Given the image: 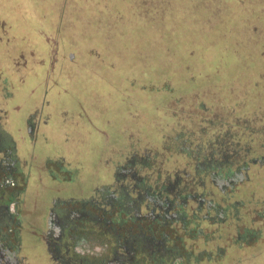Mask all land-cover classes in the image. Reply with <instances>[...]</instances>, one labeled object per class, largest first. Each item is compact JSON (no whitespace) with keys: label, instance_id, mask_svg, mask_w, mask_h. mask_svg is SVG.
<instances>
[{"label":"rangeland","instance_id":"1","mask_svg":"<svg viewBox=\"0 0 264 264\" xmlns=\"http://www.w3.org/2000/svg\"><path fill=\"white\" fill-rule=\"evenodd\" d=\"M188 94L234 116H264V0H0L1 124L28 178L22 209L31 220L39 213L40 227L54 198L90 196L109 182L111 166L124 154L135 153L152 171L169 172L182 165L173 148L191 149L206 133L212 137L203 125L208 119L227 125L220 112L183 110ZM174 116L184 122L178 132L169 128ZM28 123L36 126L30 137ZM58 157L61 162H51ZM51 164L60 169L49 173ZM257 174L254 182L239 186L249 192L242 197L245 205L235 207L240 222L234 223L229 210L228 217L198 219L179 229L173 214L162 216L161 197L152 218L141 198L139 213L146 217L120 214L121 222L109 220L116 208L99 216L85 206L98 221L77 220L74 237L101 252L107 248L109 256L110 229L126 231L133 244L143 236L166 239L157 250L133 246L126 254L130 264H161L164 245L189 258L175 263L173 258L172 264L233 263L264 246V211L255 213L263 206L257 201L263 199L264 171ZM23 240L39 243L37 230ZM42 249L36 263L48 264ZM96 260L86 257L83 264Z\"/></svg>","mask_w":264,"mask_h":264},{"label":"trees","instance_id":"2","mask_svg":"<svg viewBox=\"0 0 264 264\" xmlns=\"http://www.w3.org/2000/svg\"><path fill=\"white\" fill-rule=\"evenodd\" d=\"M182 104L183 106H181ZM182 104L181 102H177V106L180 105L183 110L196 107L203 111L204 114H210V116L213 113L220 112L222 113V117L226 120L225 122L227 125H223L222 122L214 123V121L208 119L203 125L206 127L208 126V134L212 135V137H207L206 133L204 136L205 138H199L198 141H195L194 146H190L191 149L178 151L176 148H173V158L175 160L176 158L182 160V165L180 167L173 166V169L169 172L165 169H162V172L161 170L159 172L158 169H153L152 171L150 166L143 167L140 165L137 161L139 157L135 155V153L124 154L120 161H116L111 166V178L107 183L112 182L113 177L111 174L116 167L124 166L129 162V167L133 169V175L135 176L134 179L126 178L125 180L129 192H133V184H136V181L141 178L140 182L144 184L143 187L145 186L147 188L146 197L144 196V198H142L146 201L148 208L152 207L150 211L158 206L154 205V202L151 200L149 201L148 196L153 197L155 193H157L162 199V216L169 217L166 215L167 213L173 214V224H175V228L179 226V229L184 228L187 230L184 226L185 223L189 222L195 225L198 219L206 223L214 222L216 221V219L213 220L214 217L218 218L220 215L227 216L226 214L229 213V210H232L230 218L233 219L234 223H237L236 221L240 222V220H238L239 217L235 215V207L245 205L242 197L244 198V193L248 194L249 192H240L239 186L251 179L252 182H254L255 179L253 176L258 172L263 173L264 171V137H260V135H264V116H259L257 113L249 114L244 112L240 115L234 116L233 112H223L224 109L222 108L219 109L214 106H206L192 94H188L186 96L185 104L184 102ZM188 106L193 107L190 108ZM194 122H196V120ZM182 124H184V122L174 116V120L169 125V128L172 130L174 127V131L178 132L181 130ZM222 126H226V130L221 129ZM214 131L215 133H213ZM193 132H187L186 134L190 133L187 137L193 136ZM160 135H162V133H159L158 136L159 144L161 143L162 138ZM152 156L157 157L155 151ZM168 157V154L164 156L162 160L163 163L167 162ZM158 158L162 157L158 156ZM57 160L61 162L59 157L53 161ZM141 163L143 165L145 164L144 162ZM140 169H142L141 173ZM144 169L150 170L151 172L147 171L146 173V170L144 171ZM161 175L163 176V179L161 178L158 180ZM158 182L164 183L160 184V187H158L157 190L155 186ZM167 182H169L170 185H168ZM161 186L164 187L162 188ZM167 188L173 191L171 193L166 192L168 195H163L161 191ZM249 195L253 197L252 193ZM261 195L263 199H258L257 205L262 204L263 208L261 207L260 210L255 211L256 214L264 211V193H261ZM87 196L88 195L82 198V200L86 199ZM168 205H174L173 209H171V207L169 208ZM176 214H178V216ZM224 218L226 219V217ZM257 233L255 231V234ZM196 234L198 235V231ZM116 235L117 233L114 232L112 239L113 237L116 239ZM165 240L166 239L153 240V237L149 238L143 236L140 239H137V242H134L135 244L131 241L129 243L130 246H127V248L131 249L135 246L142 248V251H146V248L152 247L157 250L161 244H164L163 242H165ZM240 240L243 241V239ZM114 243L116 244L117 242L115 241ZM142 245H144V247ZM163 249L164 251L160 250L161 257L158 255L159 259L157 260L161 264H172L173 258L174 263L176 261L185 262L189 259L187 257L183 258L175 246L167 245L166 247L164 245ZM149 257L151 258V256ZM36 258L37 257L33 260L34 264H37ZM44 258L48 259V264H57L56 261L49 256L47 251L44 252ZM79 259L80 256L74 255V257L68 259V262H70V264H81ZM230 264H264V246L259 253L238 259Z\"/></svg>","mask_w":264,"mask_h":264},{"label":"flooded vegetation","instance_id":"3","mask_svg":"<svg viewBox=\"0 0 264 264\" xmlns=\"http://www.w3.org/2000/svg\"><path fill=\"white\" fill-rule=\"evenodd\" d=\"M36 126L33 123L27 124L28 136H31V130ZM14 151V144L11 140L10 134L3 129L0 118V155L5 161L1 164V170L14 169V159L9 157ZM129 163V162H128ZM126 163L124 166L116 167L112 171L113 180L111 183H103L98 187H95L91 195L86 199L76 200V199H65L60 200V198L53 199L46 209V225L44 226V231L41 233L42 241L45 244V249L57 264H70L68 262L69 258L74 257V255L80 256V263H86V257L76 254L72 249L73 240L75 236V225L77 220H94L98 221L95 214L90 213L85 209V206L93 207L95 211L99 212V216L110 214L112 208H116L113 214H110V222L118 221L121 222L119 216L120 214L128 216L131 213V218L146 217V214L142 213L140 215L139 208L141 206V198L146 197L147 188L140 182L141 178L136 181L131 196L128 191V185L125 183L126 178H135L134 171ZM143 195V196H141ZM153 197L148 196L149 201L154 202V205L158 203L159 195ZM135 200V201H134ZM136 203V205L133 204ZM146 202V201H145ZM143 202V209L150 218H152V209L148 208V205ZM73 203H78L77 207L70 208L69 205ZM129 217V216H128ZM106 222V220H102ZM111 230V231H110ZM109 232L111 236L114 235L112 229ZM80 234V232H78ZM117 238L113 240L117 243L111 245L110 256L107 254V248H104L101 256L97 258L96 261H89L92 264H130L129 257H126L128 248L132 238L127 237L126 231L123 234H117ZM81 238V237H80ZM137 239V238H136ZM140 239V238H139ZM118 240V241H117ZM137 241V240H136ZM132 244V243H131ZM144 247V245H142ZM82 258V259H81ZM0 264H19L16 257H7L3 253H0Z\"/></svg>","mask_w":264,"mask_h":264},{"label":"crops","instance_id":"4","mask_svg":"<svg viewBox=\"0 0 264 264\" xmlns=\"http://www.w3.org/2000/svg\"><path fill=\"white\" fill-rule=\"evenodd\" d=\"M9 157H13L15 168L4 171L1 170V164L5 160L0 155V181L5 179V177H9L14 181L13 186L0 185V253L7 257H16L19 264H34L33 260L36 254L39 253L41 245L43 257L46 251L41 236L45 228L42 225L40 227L41 216L39 213H34L36 215L31 220L27 215L30 211L22 209V194L27 188L28 178L23 173L22 167L15 156V149ZM56 168L60 169L59 166H52L51 164L46 169L49 173L54 171L56 173ZM27 225L33 227V230L27 229ZM36 230L39 243H30V245L24 243L23 234L29 235ZM28 246L30 247L27 249Z\"/></svg>","mask_w":264,"mask_h":264},{"label":"built area","instance_id":"5","mask_svg":"<svg viewBox=\"0 0 264 264\" xmlns=\"http://www.w3.org/2000/svg\"><path fill=\"white\" fill-rule=\"evenodd\" d=\"M0 185L13 186L14 181L9 177H5V179L0 181ZM72 244L73 251L78 255L99 258L102 254L101 248L98 245L90 244L83 238H75Z\"/></svg>","mask_w":264,"mask_h":264}]
</instances>
